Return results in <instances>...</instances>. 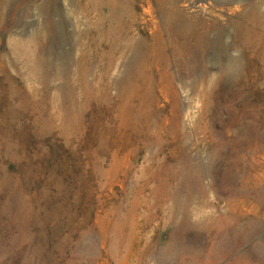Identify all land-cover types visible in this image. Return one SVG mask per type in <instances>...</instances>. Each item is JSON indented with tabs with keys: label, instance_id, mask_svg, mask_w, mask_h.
Here are the masks:
<instances>
[{
	"label": "rangeland",
	"instance_id": "rangeland-1",
	"mask_svg": "<svg viewBox=\"0 0 264 264\" xmlns=\"http://www.w3.org/2000/svg\"><path fill=\"white\" fill-rule=\"evenodd\" d=\"M2 1L0 81L30 106L11 132L18 148L0 154V264H264V205L253 196L264 189V134L254 137L264 133V62L246 50L255 39L244 32L264 34L249 11L264 3ZM174 12L178 23L165 27ZM48 18L65 32L61 43L45 31L53 61L82 60L86 50V71L75 67L67 82L72 96L57 90L60 79L31 76L9 50ZM117 27L141 43L152 77L115 80L126 51L111 41L106 53L101 33ZM177 33L200 47L195 64L169 44ZM220 147L229 156L211 173L205 164Z\"/></svg>",
	"mask_w": 264,
	"mask_h": 264
},
{
	"label": "bare ground",
	"instance_id": "bare-ground-1",
	"mask_svg": "<svg viewBox=\"0 0 264 264\" xmlns=\"http://www.w3.org/2000/svg\"><path fill=\"white\" fill-rule=\"evenodd\" d=\"M2 2L3 1L1 0L0 4ZM260 3L263 4L264 0H260ZM110 7H111L110 8L111 15H113L116 12L114 10L115 7L113 4ZM262 7L263 6L260 4L253 5V6L250 5L249 11L251 12L250 14L252 16L253 26H255L254 28L257 30L259 28V30L264 31V7L263 8ZM49 9L50 8H49L48 3L44 2L43 5L40 7V10H39L40 14L46 12ZM186 19L188 21V18ZM47 22L50 24V25L48 24L49 26L46 25V27H44L43 24L36 25L37 27L36 31L23 34L27 36L26 38L21 37L20 39H10L9 41L10 53L13 52V54H16L19 57L23 58L24 66L26 67L28 72L31 74V76H34L40 79H46L47 81H48V78L50 77L60 79L62 83L60 86L57 87V90L61 93H63V91H66L70 96H72L73 94H75V92L72 89L68 88L67 82L70 79H73L75 67L79 66L81 69L84 68V71H86V50L84 54V59L82 60L77 61L74 58H72L71 54H69L68 56L65 55V57H62L63 61L60 64L53 61L51 54L48 53V49L45 48L46 36L50 33H54L56 35V38L59 41H61V43H63L62 38L65 32L63 33V30L60 29V25L56 24V22H54L52 18H48ZM177 23H178L177 13L174 12L170 17L166 19V24L164 23V26L172 27L173 25H176ZM45 31L47 34L46 36H45ZM178 32H182V31L179 30ZM244 32L246 33L247 37H253L255 39V42H253V45L249 46V48H247L246 50L254 51L255 55H258L257 57L260 58L264 62V34L258 33V32L252 33L249 31V29H245ZM84 35L86 36V32L84 33ZM101 35L104 40L106 53L109 52V45L111 41L114 43V45H120V44L123 45L124 50L126 51V53H124V56H123V59H124L122 63L123 70L120 71L117 77L115 78L117 82L122 83V82L139 81V80H146L152 77V75H149L148 73L144 72V69L148 68L151 64L148 61V59L143 62L144 56L139 54L141 43L138 40H134V38L132 39V36L131 38H129L128 35L126 34V30L120 29L119 27H117L114 29L105 30L101 33ZM198 39L201 41L202 37L198 35ZM85 41L86 39L83 42ZM168 41H169V38H168ZM195 41L197 44L196 38H195ZM170 43L171 44L179 43L180 50H178V52L179 53L181 52L179 57L180 58L182 57L184 60H188L189 63L195 64L191 61H193L196 58V55L198 53V50H200V47L198 46V44L193 45L190 42L189 35L187 33H184V34L181 33L180 35L179 33H177V35L175 36V39L172 38V41L169 42V44ZM176 52L177 50L174 53L176 54ZM235 62L236 60H234V62L230 61L228 64H226V67H225V73H226L225 77H227L230 80H232L235 77L234 76L235 72H232L233 69L235 68ZM85 89H86V86H85ZM29 106H30V101H28V99L24 95H20L17 92L16 88H14V86L10 82L0 81V154L6 155L7 153H9L10 155H12V152L18 148L19 146L18 142L13 137L10 138L11 132L15 126L20 124V121L21 119H23V116L26 115L25 113L27 112V109ZM49 124L50 125L45 126L46 131L54 132L55 131L54 124L51 121H49ZM263 134H264L263 131L262 132L259 131L254 135V137L257 140L262 141ZM257 145L258 143H255L254 145H252L253 147L251 149L253 150V148H256L254 146H257ZM233 147L234 148L239 147L240 150H244V151H252L246 147L244 148L236 144H234ZM228 156H229L228 151H226L223 147L218 148L216 152L214 153L213 157L211 158L210 163L205 164L206 170L211 173H213V171L214 172L218 171L219 166L221 165L220 164L221 161L226 160ZM239 174H240V170H237L229 174L228 183L226 184L227 188H229V191L223 193L228 200L232 198L233 195L237 192L236 189L234 188H235V184L238 182L240 178ZM219 187H222V186L219 185ZM253 196L264 205V189L253 191ZM230 201H231V204L233 205L234 201L232 200ZM209 220L210 219L206 217L200 218L198 222L195 224V226L197 228H201V226L208 223ZM221 223H222V218L221 217L217 218L216 219L217 226H220ZM258 227L260 226H257V228ZM259 254L261 255L262 258H264V250L259 251Z\"/></svg>",
	"mask_w": 264,
	"mask_h": 264
}]
</instances>
